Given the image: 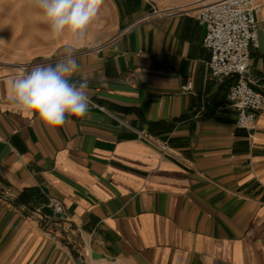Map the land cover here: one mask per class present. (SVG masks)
I'll return each mask as SVG.
<instances>
[{
  "label": "crops",
  "instance_id": "1",
  "mask_svg": "<svg viewBox=\"0 0 264 264\" xmlns=\"http://www.w3.org/2000/svg\"><path fill=\"white\" fill-rule=\"evenodd\" d=\"M215 1L103 0L72 77L89 111L53 128L14 109L10 84L68 37L0 0V264H264V108L238 128L233 78L208 71L198 14ZM257 32L264 94V3Z\"/></svg>",
  "mask_w": 264,
  "mask_h": 264
},
{
  "label": "clouds",
  "instance_id": "2",
  "mask_svg": "<svg viewBox=\"0 0 264 264\" xmlns=\"http://www.w3.org/2000/svg\"><path fill=\"white\" fill-rule=\"evenodd\" d=\"M41 10L53 39L67 36L64 55L54 64H38L14 78L10 100L16 111L35 115L50 127L83 118L91 100L87 80L74 81L79 68L76 50L86 41L87 29L96 18L103 0H27Z\"/></svg>",
  "mask_w": 264,
  "mask_h": 264
},
{
  "label": "built area",
  "instance_id": "3",
  "mask_svg": "<svg viewBox=\"0 0 264 264\" xmlns=\"http://www.w3.org/2000/svg\"><path fill=\"white\" fill-rule=\"evenodd\" d=\"M264 3V0L263 2ZM262 3L255 0H217L199 10L198 19L206 27L203 45L210 52L207 68L210 75L220 78H233L227 99L238 112L236 126L252 129L260 111L264 108V94L255 89L250 69L251 52L258 47V15ZM161 15L162 11L154 10ZM189 81L183 88L189 90ZM103 109L104 107H100ZM167 151L165 142L157 144ZM11 195L4 193V198ZM61 201L51 199V218L66 219ZM85 257L90 255L84 249Z\"/></svg>",
  "mask_w": 264,
  "mask_h": 264
},
{
  "label": "water",
  "instance_id": "4",
  "mask_svg": "<svg viewBox=\"0 0 264 264\" xmlns=\"http://www.w3.org/2000/svg\"><path fill=\"white\" fill-rule=\"evenodd\" d=\"M51 220L55 222V221H59L60 219L53 217V218H51ZM78 264H86V263L84 262V260L82 258H80Z\"/></svg>",
  "mask_w": 264,
  "mask_h": 264
}]
</instances>
